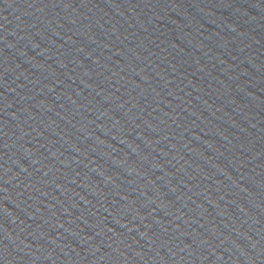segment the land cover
Masks as SVG:
<instances>
[{"label": "water", "instance_id": "water-1", "mask_svg": "<svg viewBox=\"0 0 264 264\" xmlns=\"http://www.w3.org/2000/svg\"><path fill=\"white\" fill-rule=\"evenodd\" d=\"M0 264H264V0H0Z\"/></svg>", "mask_w": 264, "mask_h": 264}]
</instances>
